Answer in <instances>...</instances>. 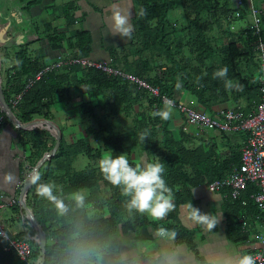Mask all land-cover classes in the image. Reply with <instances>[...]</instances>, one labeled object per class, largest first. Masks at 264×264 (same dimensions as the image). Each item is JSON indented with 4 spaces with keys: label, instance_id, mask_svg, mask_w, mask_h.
I'll return each instance as SVG.
<instances>
[{
    "label": "trees",
    "instance_id": "obj_1",
    "mask_svg": "<svg viewBox=\"0 0 264 264\" xmlns=\"http://www.w3.org/2000/svg\"><path fill=\"white\" fill-rule=\"evenodd\" d=\"M132 3V34L125 46L128 52L120 55L116 50H108L110 67L120 68L157 87L160 95L174 103H179L173 99L175 92L188 93L200 111L209 112L211 107L227 102L228 98L239 101L242 95L249 98H245V107L237 105L233 110L246 117L248 111L256 108L261 101L257 79L244 74L249 71L245 69V62L257 66L250 21L240 33H233L228 23H224L227 17L239 13L234 7L235 0H132ZM61 11L59 16L65 24H72L74 18L68 13L69 8ZM246 16L247 10L242 9L238 18L232 17L230 22ZM260 19L259 36L264 42V11ZM63 38L61 34H53L47 41L59 44L65 39L66 48L71 50L65 60L88 58L90 38L87 32L79 30L71 38ZM28 45H19L11 55L13 64L1 72L4 101L19 124L34 118L51 120L52 107L58 102L65 107L68 92L73 89L79 91L82 87L86 96V101L75 108L80 122L86 124L82 136L69 142L59 132L60 140L53 156L38 168L40 182L55 184L54 195L64 202L67 212L61 214L52 202L39 197L32 183L24 194L25 209L45 237L43 264H162L159 260L140 256L121 260L116 249L119 235L150 223L156 229L172 230L177 207L191 200L190 189L206 186L222 177L239 159L213 163L209 151L190 147L188 134L181 129L173 134L167 129V120L150 115L164 109L159 98L150 97L133 83L93 68L65 65L53 70L36 81L12 106L11 102L23 90L26 79L38 69V58L31 55ZM224 66L228 68L227 77L213 78V73ZM76 73L80 74V80L76 79ZM226 80L231 82V88L225 86ZM119 114L129 120L128 128L127 125L115 126ZM0 117L1 130L8 121L2 112ZM145 130L148 138L142 141L140 135ZM15 141L27 151L20 168L22 179L24 173L53 148L55 138L43 126L28 131L16 130ZM133 146L149 160L158 157L165 164L164 178L172 189L175 209L159 222V227L148 220L146 213L129 210V197L104 180L97 167L100 157L111 151L114 155L127 153L130 163L135 165L130 159ZM79 156L84 157L87 164L74 170L72 164ZM247 188L244 198L241 192L235 201L227 194L223 214L233 237L240 232L239 215L245 211L250 212V216L259 214L250 199L257 188L248 185L243 192ZM76 192L85 197L83 205H78L74 199ZM241 201L245 205H241ZM15 208L20 210L23 219L15 239L27 244L30 264H39L36 231L22 208ZM4 247L5 242L0 239V264H24L13 251H4Z\"/></svg>",
    "mask_w": 264,
    "mask_h": 264
},
{
    "label": "crops",
    "instance_id": "obj_2",
    "mask_svg": "<svg viewBox=\"0 0 264 264\" xmlns=\"http://www.w3.org/2000/svg\"><path fill=\"white\" fill-rule=\"evenodd\" d=\"M33 1L35 0H0V24H4V20L9 19V24L14 31L13 40H15L14 44L9 46L10 48L6 47L8 45L0 47V49H3L4 58L6 59L4 68L0 66V87L3 84V74L1 72L13 64L11 55L23 43H29L28 50L31 55H35L38 58V68L51 64L58 58L65 59L71 53V50L66 48L64 38H71L74 32L79 30L87 32L90 38L88 60L109 64L108 50H116L120 55L128 52L125 46L129 43L130 38L122 39L119 36L112 35V17L115 10H120L128 15L131 24L133 15L132 0ZM251 4L255 8L264 11V0H253ZM234 7H236L235 3ZM247 7L248 4L245 3L237 8L239 14L242 9L247 10ZM62 8H69L68 13L74 18L72 24L66 25L64 19L59 16ZM249 21V17L246 16L227 23L233 33H240L246 28ZM31 25L33 26L29 27ZM53 34L63 35L64 40L59 44L48 42L47 39ZM128 59L130 60L131 57H128ZM244 64L245 69H249L244 74L257 79L258 70L257 66H255L256 64L252 65L248 61ZM118 70L125 72L120 68ZM76 79L80 80L79 73H76ZM68 93L69 98L66 106L63 107L64 105L60 102H58L60 106H57V110L53 106L52 119L48 121L58 129L61 135H65L67 141L72 142L82 136L83 128H85L83 126L84 123L80 122V117L75 108L81 102L86 101V96L82 87L79 88V91L73 89ZM245 98L249 99L246 95L239 97V101L228 98L227 102L211 107L209 112L202 111L212 117L215 112L235 108L237 105L240 108H244ZM173 99L183 105L186 104L199 111L201 110L192 103L188 93L175 92ZM254 110L251 109L245 116L253 113ZM42 119L34 118L33 120ZM183 123L179 112L172 109L171 116L167 120V129L171 133L176 134L181 129L190 136V147H200L204 152L209 151L215 164L226 159L234 160L235 157L239 159V150L246 139L245 133H219L208 129L198 130L193 127H185ZM126 125L130 126L129 120ZM16 130L19 129H16L9 122L0 130V210L7 212V216H3L2 220H0L7 225L11 232L19 233L23 219L20 210L15 208V206L21 207L18 199L20 189L18 181L20 180L21 164L24 162L27 151H23L16 144ZM49 131L51 134L53 133L51 129ZM145 157L148 159L137 146H133L130 150V159L136 163ZM225 173L223 174L225 175ZM7 174L14 176L13 182L9 183L5 179ZM248 190L249 188L241 194V197L244 198ZM227 194V190L212 192L203 185L190 189L191 200L188 204L177 207L175 218L172 222L174 227L172 230L167 231L166 234H160L158 229L154 228L150 223L120 234L116 243L119 258L127 260L140 256L152 261L159 260L162 264H230V261L236 255H250L253 249L258 246L256 240L259 232L258 214L250 216V212L245 211L244 214L239 215L241 222L239 235L230 236V226L223 214L224 206L228 200ZM10 200L13 203L7 204ZM190 203L202 213L215 216L218 220L216 228L207 230L205 227L195 224L188 214V205ZM148 220L155 222V226L160 222L154 221L149 215ZM173 231L175 235L172 234Z\"/></svg>",
    "mask_w": 264,
    "mask_h": 264
},
{
    "label": "built area",
    "instance_id": "obj_3",
    "mask_svg": "<svg viewBox=\"0 0 264 264\" xmlns=\"http://www.w3.org/2000/svg\"><path fill=\"white\" fill-rule=\"evenodd\" d=\"M252 1L253 0H235L236 8H239L245 3L248 4L247 15L250 20L252 35L255 37V41L252 42V45L257 54V83L261 95V101L257 104L254 112L246 117H242V114L232 108L215 112L214 116L210 117L206 113L194 110L182 103H174L165 95H160L157 87L150 86L128 73L114 69L110 67L108 63L94 62L88 59L65 60L58 58L51 64L39 67L34 74L26 79L23 90L14 97L11 105L14 106L21 95L47 73L65 65H79L83 68H93L107 76L117 77L121 81L133 83L138 89L145 91L150 97L159 98L164 107L166 100L172 101V109L179 112L185 127H193L198 130L208 129L219 133H245V143L239 150V162L232 165L225 175L207 184L206 188L213 192L227 190L231 200H237L241 192H243L248 185H253L257 188V192L251 195L250 199L253 201L259 213V232L256 236L258 246L253 249L250 255L253 256L256 264H264V42L259 36L261 29L260 16L262 11L255 8L251 4ZM238 15L239 13L235 12L232 17L238 18ZM232 17H227L225 22L230 21ZM29 171H26L23 178L18 181L19 188L22 186ZM12 203L13 201L10 200L7 204ZM240 204L245 205V202L241 201ZM15 234L16 233L10 231L4 222L0 221V239L5 242L3 250L13 251L20 262L30 264L29 248L26 243L16 240Z\"/></svg>",
    "mask_w": 264,
    "mask_h": 264
},
{
    "label": "clouds",
    "instance_id": "obj_4",
    "mask_svg": "<svg viewBox=\"0 0 264 264\" xmlns=\"http://www.w3.org/2000/svg\"><path fill=\"white\" fill-rule=\"evenodd\" d=\"M113 36L120 38H130L132 34V25L129 22L127 14L120 10L113 12ZM228 73L227 66L213 73V78H226ZM225 86L231 88L230 81H225ZM179 88L180 85L178 84ZM173 102L166 100L165 107L162 110L150 113L152 117H160L161 120H168L172 113ZM148 138L147 130L141 133L142 141ZM97 167L104 180L115 187L121 189L124 196L129 197L127 207L129 210H135L139 213H146L154 221H161L175 209L173 202L172 189L168 186L164 178L165 164L160 162L158 157L154 159L142 158L140 162L133 165L130 163L127 153L114 155L113 152L104 153L97 161ZM5 179L11 183L14 181L12 174H7ZM41 174L33 170L30 182L36 185V194L39 197L46 198L52 202L57 210L63 214L67 212L64 202L54 195L55 184L51 182L41 183ZM78 205H83L85 197L76 192L73 194ZM189 217L197 225L205 227L207 230L215 229L218 220L215 216L208 213H202L198 208L193 207L192 203L188 205ZM167 229L159 228L160 234H166ZM175 235V232L172 233ZM230 264H256L252 255H236Z\"/></svg>",
    "mask_w": 264,
    "mask_h": 264
},
{
    "label": "water",
    "instance_id": "obj_5",
    "mask_svg": "<svg viewBox=\"0 0 264 264\" xmlns=\"http://www.w3.org/2000/svg\"><path fill=\"white\" fill-rule=\"evenodd\" d=\"M13 36H14L13 27L9 24V20L6 19V20H4V24H0V47L5 46V45L14 44L15 40H13ZM0 112H2L5 115L7 121L10 124H12L16 129L28 131V130H32L34 128H42L43 126H45L48 130L51 129L53 131L52 135L55 138V143H54L53 148L48 153L43 155L42 158L31 168V170L26 175V178L23 181L22 186L19 189V195H18L20 206H21L22 210L25 212V214L27 215L31 225L33 226V228L36 231L38 247H39V252H40L39 264H43L44 263L45 237H44V234L42 233V230L40 229V227L38 226V224L34 220V218L25 209L22 198H23L27 188L31 185L30 177H31L32 171L38 170L40 165L47 158L51 157L54 154V152L57 149L58 144H59L60 134H59L58 129L48 120H43V119L42 120H32V121L27 122L25 124H19L18 121L13 117L12 113L10 112L9 108L7 107V105L4 101V98H3V95L1 92V87H0Z\"/></svg>",
    "mask_w": 264,
    "mask_h": 264
},
{
    "label": "rangeland",
    "instance_id": "obj_6",
    "mask_svg": "<svg viewBox=\"0 0 264 264\" xmlns=\"http://www.w3.org/2000/svg\"><path fill=\"white\" fill-rule=\"evenodd\" d=\"M9 17V16H8ZM9 20V19H8ZM225 23V21H224ZM33 25L29 26L32 27ZM220 26H223V23H220ZM32 29V28H31ZM9 46L12 45H8L6 47L10 48ZM16 48V47H15ZM17 50V49H16ZM6 64V59L4 58V53H3V49H0V66L1 68H4ZM55 109L57 110V106H60L59 103L55 104ZM54 108V107H52ZM136 108V107H135ZM118 120H116L115 122V126L116 127H123V125L125 126L126 124H128V120H126L124 118V116H122L121 114H119V116L117 117ZM184 124V123H183ZM84 127H86V124L83 125ZM126 128H128V126H125ZM124 127V128H125ZM184 127V126H183ZM119 129V128H117ZM87 164V160L84 157H77V159L73 162L72 167L74 170H80L82 169L85 165ZM3 216H7V212L4 210H0V219L2 220ZM0 220V221H1ZM15 225V224H14Z\"/></svg>",
    "mask_w": 264,
    "mask_h": 264
},
{
    "label": "bare ground",
    "instance_id": "obj_7",
    "mask_svg": "<svg viewBox=\"0 0 264 264\" xmlns=\"http://www.w3.org/2000/svg\"><path fill=\"white\" fill-rule=\"evenodd\" d=\"M2 125H3V124H2ZM0 126H1V125H0ZM52 156H53V155H52ZM44 162H45V161H44ZM42 164H43V163H42ZM40 167H41V166H40ZM40 167H39V168H40ZM37 171H38V170H37ZM30 187H31V186H30ZM212 192H213V191H212ZM242 193H243V192H242ZM239 197H240V196H239ZM23 198H24V197H23ZM229 199H230V198H229ZM23 201H24V200H23ZM234 201H235V200H234ZM30 253H31V252H30ZM30 258H31V257H30ZM31 259H32V258H31Z\"/></svg>",
    "mask_w": 264,
    "mask_h": 264
}]
</instances>
